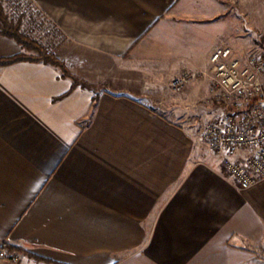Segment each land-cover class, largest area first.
I'll list each match as a JSON object with an SVG mask.
<instances>
[{
	"label": "crops",
	"instance_id": "obj_1",
	"mask_svg": "<svg viewBox=\"0 0 264 264\" xmlns=\"http://www.w3.org/2000/svg\"><path fill=\"white\" fill-rule=\"evenodd\" d=\"M26 2L97 90L42 62L0 66V244L30 255L0 264H264V179L239 188L150 93L264 31V0ZM22 51L0 34V57Z\"/></svg>",
	"mask_w": 264,
	"mask_h": 264
},
{
	"label": "built area",
	"instance_id": "obj_2",
	"mask_svg": "<svg viewBox=\"0 0 264 264\" xmlns=\"http://www.w3.org/2000/svg\"><path fill=\"white\" fill-rule=\"evenodd\" d=\"M202 74L210 80L212 96L225 105V113L202 125L199 136L221 156L225 172L239 188L248 189L264 179V52L254 50L241 58L221 42L213 48L209 68ZM237 150L249 153L237 160L231 157Z\"/></svg>",
	"mask_w": 264,
	"mask_h": 264
},
{
	"label": "rangeland",
	"instance_id": "obj_3",
	"mask_svg": "<svg viewBox=\"0 0 264 264\" xmlns=\"http://www.w3.org/2000/svg\"><path fill=\"white\" fill-rule=\"evenodd\" d=\"M0 3L10 19L14 22L20 21L21 31L48 48L47 45L50 41L49 33H52L53 28L50 27L48 21L42 15L27 5L26 0H0ZM237 13L238 12L234 10V14ZM236 29L237 28L234 27V34L236 33ZM261 30H264V28ZM247 33H249L248 35L250 36H254L252 39L250 38L251 40L248 43L220 40L216 45L221 42L226 43L234 50V53L241 58H245L254 50L264 52V31L247 29L245 34ZM208 68L209 64L202 69L185 71L173 78H169L167 82L161 84L164 87L161 93H157L152 88V90H150V93H152L157 99L162 100V102H160V100L153 102L155 108L174 118H179V122L188 123L194 128V130H196L197 134L202 125L225 113V105L222 102H217L212 96L210 80L202 74L207 71ZM196 72L202 73L195 77L185 75ZM176 79L182 81L174 83ZM155 85L158 86L159 84ZM139 89L141 90V88ZM96 90L97 89H95V91ZM21 249L22 250L13 255L14 257L12 259H8L7 257L10 256L9 254H11V252L6 248H1L0 244V260H15L26 256L30 257L25 249Z\"/></svg>",
	"mask_w": 264,
	"mask_h": 264
},
{
	"label": "trees",
	"instance_id": "obj_4",
	"mask_svg": "<svg viewBox=\"0 0 264 264\" xmlns=\"http://www.w3.org/2000/svg\"><path fill=\"white\" fill-rule=\"evenodd\" d=\"M0 34L13 38L23 49V51L18 54L8 57H0V66L10 65L20 61L42 62L45 64H50L58 67L64 77H68L72 80L71 89L75 87H82L95 92L96 87L94 84L74 76L70 72L65 62L56 57L51 51L48 50L45 45L21 31L20 21L14 22L12 19H10L8 14L4 11L1 3ZM1 248H6L9 252H11V254H9L10 256L7 257L8 259H12L15 253L22 250V247L20 248L17 245H13L7 242L1 243Z\"/></svg>",
	"mask_w": 264,
	"mask_h": 264
}]
</instances>
